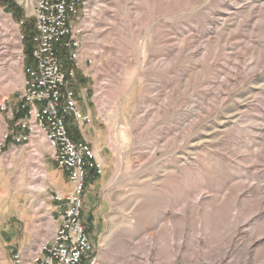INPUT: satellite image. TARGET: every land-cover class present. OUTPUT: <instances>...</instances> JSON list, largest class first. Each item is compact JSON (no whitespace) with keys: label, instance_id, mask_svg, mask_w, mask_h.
Returning a JSON list of instances; mask_svg holds the SVG:
<instances>
[{"label":"rangeland","instance_id":"374dc122","mask_svg":"<svg viewBox=\"0 0 264 264\" xmlns=\"http://www.w3.org/2000/svg\"><path fill=\"white\" fill-rule=\"evenodd\" d=\"M7 1L21 13L0 4V105L13 106L28 63L24 14ZM87 9L94 65L81 87L107 160L97 193H83L96 264H264V0H88ZM25 150L34 158L22 165L1 154L10 168L0 218L19 208L43 222L49 150Z\"/></svg>","mask_w":264,"mask_h":264},{"label":"built area","instance_id":"2783aa9c","mask_svg":"<svg viewBox=\"0 0 264 264\" xmlns=\"http://www.w3.org/2000/svg\"><path fill=\"white\" fill-rule=\"evenodd\" d=\"M12 1L24 14L18 26L32 20L31 62L23 66L24 83L15 108L7 102L0 105L5 121L14 122L13 129L6 122L0 131V155L8 143L31 149L36 142L46 144L49 159L67 177L69 191L48 190L42 205L53 204L48 213L50 237L29 255L16 252L11 264H96L95 246L82 222L83 193L88 173L102 176L105 165L87 143L74 142L66 126L68 117L78 125L88 120L73 89L76 71L86 77L94 65L83 47L88 0Z\"/></svg>","mask_w":264,"mask_h":264},{"label":"crops","instance_id":"0c3cea01","mask_svg":"<svg viewBox=\"0 0 264 264\" xmlns=\"http://www.w3.org/2000/svg\"><path fill=\"white\" fill-rule=\"evenodd\" d=\"M69 67L70 65L67 64L66 68ZM87 77L88 75L85 77L82 71L77 70L76 82L73 84V89L75 91L76 99L78 100L80 112L83 116H88V120L83 124L78 125L73 121L71 117H68L66 119L67 131L69 137L74 142L87 143L96 154V157L104 163L106 170L107 160L105 158V155L102 154L105 149V146L103 145V131L98 127V116L96 115L94 104H92L94 103L93 99H86L85 92H87V89L81 87V83L84 82ZM7 103L8 107L10 108H15L16 106V100L15 103H13V106H11L10 102ZM4 117L5 114H3V119ZM8 125L13 129L14 122H8ZM39 143L40 142L34 143L32 148H34V146L40 145ZM22 146L23 148H21V150L17 154L15 152L12 153L11 149L13 148V146L11 143H8L6 146V150L9 154L5 155V157L8 158V161L14 163V165H22L24 162H28V160L33 161L32 154H28L25 150V148H28V146L19 145V147ZM99 153H101V155H99ZM1 158L2 155H0V159ZM7 167L10 168V166ZM7 167L0 163V179L4 177L3 172L5 169H7ZM43 167L47 176L48 184L52 187V189L62 193H66L69 191V185L65 173L60 170L53 161L48 158V163H44ZM103 176L104 175L99 176L95 172H89L86 179L85 190H88L89 187L95 186L97 193L98 189L101 186ZM43 206L44 205L42 204L40 205V207ZM52 206L53 204L50 203L45 207L46 213L42 216V220L45 219V221L43 222H41L39 218L34 219L33 215H29L25 209L19 208L14 214H7L4 218H0L3 221L0 223V237L5 236V241H3V243H0V249L3 255L2 259L0 260V264H11L12 256L18 251L25 253V255H29L35 252L41 246V244H43L50 237V232L53 227L48 223L50 221H47V219L48 213L51 210ZM84 227L90 237L89 228L91 227V225L84 224ZM41 232H44L45 235H41ZM15 236L20 238H18L17 240L12 239V237ZM8 237H10L11 239L9 240ZM9 253H12L10 257L8 256Z\"/></svg>","mask_w":264,"mask_h":264},{"label":"trees","instance_id":"16d2710c","mask_svg":"<svg viewBox=\"0 0 264 264\" xmlns=\"http://www.w3.org/2000/svg\"><path fill=\"white\" fill-rule=\"evenodd\" d=\"M1 5H7V9H13V14H15L17 19L21 18V13L14 5H8L7 0L0 1ZM19 17V18H18ZM33 34V28H29L27 24L22 27V35H23V44H24V53L27 59V63L31 62V35Z\"/></svg>","mask_w":264,"mask_h":264},{"label":"bare ground","instance_id":"6f19581e","mask_svg":"<svg viewBox=\"0 0 264 264\" xmlns=\"http://www.w3.org/2000/svg\"><path fill=\"white\" fill-rule=\"evenodd\" d=\"M40 144V143H39ZM35 152L37 153V155H39L38 150H39V145L38 146H34ZM34 177V176H33ZM36 179H41V180H45V173L40 174V175H36L35 176ZM42 187H37V190H42Z\"/></svg>","mask_w":264,"mask_h":264}]
</instances>
